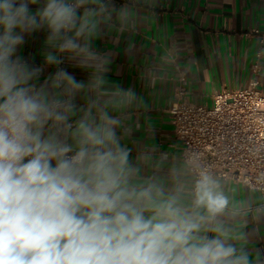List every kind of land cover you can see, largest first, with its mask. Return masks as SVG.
Masks as SVG:
<instances>
[{
	"label": "clouds",
	"instance_id": "clouds-1",
	"mask_svg": "<svg viewBox=\"0 0 264 264\" xmlns=\"http://www.w3.org/2000/svg\"><path fill=\"white\" fill-rule=\"evenodd\" d=\"M113 11L132 16L113 0H0V264H257L198 155L145 175L122 142L115 113L139 97L93 44ZM41 32L37 64L22 49Z\"/></svg>",
	"mask_w": 264,
	"mask_h": 264
},
{
	"label": "crops",
	"instance_id": "crops-1",
	"mask_svg": "<svg viewBox=\"0 0 264 264\" xmlns=\"http://www.w3.org/2000/svg\"><path fill=\"white\" fill-rule=\"evenodd\" d=\"M130 9L122 23L116 11L101 25L94 46L107 54L111 82L134 89L139 99L115 114L121 117L122 142L139 161L144 174L165 176L184 160L169 108L181 87L194 103H213L223 87L247 86L252 65L262 51L259 79L264 91V0H113ZM46 34L28 38L22 55L43 64ZM63 67L79 80L88 73L65 58ZM54 72L56 66H46ZM185 77V81L182 80ZM85 106L87 94L76 97ZM235 215L233 242L264 264V192L220 177Z\"/></svg>",
	"mask_w": 264,
	"mask_h": 264
},
{
	"label": "built area",
	"instance_id": "built-area-1",
	"mask_svg": "<svg viewBox=\"0 0 264 264\" xmlns=\"http://www.w3.org/2000/svg\"><path fill=\"white\" fill-rule=\"evenodd\" d=\"M261 56L260 50L247 86L223 87L214 93L212 104L188 101L184 98L185 88L181 87L169 113L176 138L182 143L183 160L196 154L216 177L264 192Z\"/></svg>",
	"mask_w": 264,
	"mask_h": 264
}]
</instances>
